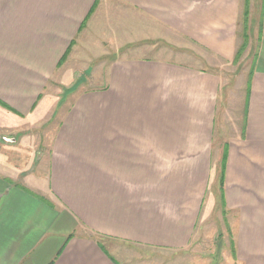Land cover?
I'll list each match as a JSON object with an SVG mask.
<instances>
[{"label": "crops", "instance_id": "0c3cea01", "mask_svg": "<svg viewBox=\"0 0 264 264\" xmlns=\"http://www.w3.org/2000/svg\"><path fill=\"white\" fill-rule=\"evenodd\" d=\"M241 14L242 0H0V111L14 129L58 120L45 171L0 162V264H125L106 241L133 246L127 264L144 251L207 264L196 254L214 170L233 259L264 264L262 0L246 80L189 64H236ZM79 40L91 55L95 41L101 55L122 52L103 87L68 79L61 61ZM180 52L189 62L170 59Z\"/></svg>", "mask_w": 264, "mask_h": 264}, {"label": "rangeland", "instance_id": "374dc122", "mask_svg": "<svg viewBox=\"0 0 264 264\" xmlns=\"http://www.w3.org/2000/svg\"><path fill=\"white\" fill-rule=\"evenodd\" d=\"M253 1L254 5V17L250 15V22L248 26L253 28V25L251 24V17L253 19L252 22L255 23L254 26V32L251 35L250 33V41L249 46L243 53L241 59L234 65H227V64H221V63H212V65L208 66V64H197V63H189L197 67H201L204 69H213L215 71H220L222 73V76L226 78L225 80H229L230 84H234V82L237 81H243L246 80V77L250 73L253 67V59L255 57L257 47H258V35H259V28H258V15L261 10V0H251ZM240 32L242 30V27L239 28ZM79 43H77L78 50L73 54L69 55V57L66 59L69 61L68 63L72 65L75 72H70L68 75V79H73V84L77 86L78 92H83L88 89H96L103 87V76H105V69L110 65L111 62L115 61L116 59L120 58V52L119 54L114 53V51L111 50L110 55H101L100 51H102L103 42L95 41L92 42V47H94V54L91 55V52L87 53L85 42L79 40ZM242 39H239V45L241 44ZM103 43V44H102ZM160 48L162 50L169 49V45L166 42L160 41ZM168 48V49H167ZM177 54L172 56V61H180V62H189L186 58L185 53ZM89 54V56H86ZM192 55V53H190ZM153 57V56H151ZM163 59H168L166 56H161ZM215 65V66H214ZM216 65L218 67H216ZM88 68V70H87ZM84 70H87L86 72ZM228 78V79H227ZM229 84V85H230ZM228 85V86H229ZM49 93H58L59 96H64L65 91H68L64 89L62 86L55 85L54 83L49 84L48 88ZM227 91V90H224ZM77 92V93H78ZM68 98L70 96V92L65 94ZM73 96V94H72ZM58 124V120H53L52 125L47 128L45 127L39 128V129H30L29 126L25 127L22 125L17 126L16 129H14L11 126L10 121L6 118L4 114L0 111V162H3L5 166L8 168V165L11 164V166H17L18 169H21L24 171H29L27 173H31L33 171V168L36 169V171H45V168L43 167L45 163L42 165L41 162H44L45 159H47L48 156V148L44 146V144L48 145L52 135L49 133H52L53 128ZM42 145V146H41ZM27 161H35V167L32 165L31 168H25L24 163ZM8 162H10L8 164ZM39 165H42L39 167ZM8 164V165H7ZM39 168H41L39 170ZM9 169V168H8ZM219 169V168H218ZM7 170V169H5ZM14 171V169H12ZM26 173V172H25ZM220 171L218 170L216 173V170L213 171V176L211 179V184L209 187V192L207 195V201L205 205L207 204V207L212 202L213 198H215V205H214V211L209 218L208 227L205 229V233L200 234L199 239L204 240L206 242L205 245L201 246L198 250V254L196 256L200 257V252L202 253V256H207V264H237L236 261L233 259L234 256V248L232 244L233 236L231 233V229L229 225L227 224V221L224 220V216L226 217V213L222 214V204L220 201V194L218 192L219 190V184H218V178H219ZM217 196V197H216ZM206 208V207H205ZM211 208V206H210ZM106 245L109 247V249L116 255L117 259H119L122 263H130L132 260V254L129 252L132 249L133 246L131 245H118V243H111L109 241H106ZM122 246V247H120ZM233 252V255H232ZM128 253V254H127ZM144 260H138L139 264H153L156 262V264H167V255L161 256L159 260L152 259L151 254L149 255L144 251ZM146 254H148V257H146ZM194 255V254H193ZM203 262V261H202ZM202 264V263H201Z\"/></svg>", "mask_w": 264, "mask_h": 264}, {"label": "trees", "instance_id": "16d2710c", "mask_svg": "<svg viewBox=\"0 0 264 264\" xmlns=\"http://www.w3.org/2000/svg\"><path fill=\"white\" fill-rule=\"evenodd\" d=\"M262 2L264 3V0H262ZM250 7H251V0H242V14H241V21L239 23L240 27H242V30L239 33V36L242 39V42L237 49V53L235 56V63H237L241 59L243 53L245 52V50L249 46L250 33H251V27L248 26V24L250 22ZM261 25L262 24L260 23L259 26L261 27ZM67 57H68V52L63 57L61 64L66 61ZM0 105L8 108V106L1 101H0ZM223 175H224V169L222 172V177H223Z\"/></svg>", "mask_w": 264, "mask_h": 264}]
</instances>
